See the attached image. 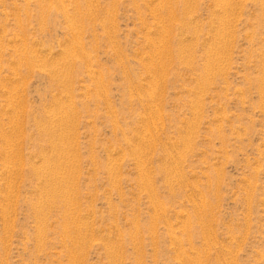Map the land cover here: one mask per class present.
Returning a JSON list of instances; mask_svg holds the SVG:
<instances>
[{
	"label": "rangeland",
	"instance_id": "374dc122",
	"mask_svg": "<svg viewBox=\"0 0 264 264\" xmlns=\"http://www.w3.org/2000/svg\"><path fill=\"white\" fill-rule=\"evenodd\" d=\"M0 264H264V0H0Z\"/></svg>",
	"mask_w": 264,
	"mask_h": 264
},
{
	"label": "bare ground",
	"instance_id": "6f19581e",
	"mask_svg": "<svg viewBox=\"0 0 264 264\" xmlns=\"http://www.w3.org/2000/svg\"><path fill=\"white\" fill-rule=\"evenodd\" d=\"M92 71V70H91Z\"/></svg>",
	"mask_w": 264,
	"mask_h": 264
}]
</instances>
